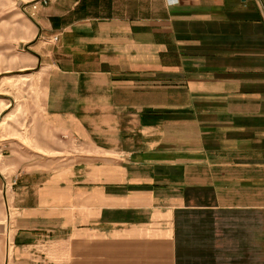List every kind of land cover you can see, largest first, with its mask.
<instances>
[{
  "label": "crops",
  "instance_id": "1",
  "mask_svg": "<svg viewBox=\"0 0 264 264\" xmlns=\"http://www.w3.org/2000/svg\"><path fill=\"white\" fill-rule=\"evenodd\" d=\"M30 13L46 118L86 154L20 178L18 251L54 237L68 264H264V0Z\"/></svg>",
  "mask_w": 264,
  "mask_h": 264
},
{
  "label": "rangeland",
  "instance_id": "2",
  "mask_svg": "<svg viewBox=\"0 0 264 264\" xmlns=\"http://www.w3.org/2000/svg\"><path fill=\"white\" fill-rule=\"evenodd\" d=\"M36 1L0 0V264H68L67 247L54 237L30 253L18 251L11 201L26 172L53 171L72 155L86 154L46 118L50 69L30 13Z\"/></svg>",
  "mask_w": 264,
  "mask_h": 264
},
{
  "label": "built area",
  "instance_id": "3",
  "mask_svg": "<svg viewBox=\"0 0 264 264\" xmlns=\"http://www.w3.org/2000/svg\"><path fill=\"white\" fill-rule=\"evenodd\" d=\"M168 1V3H170V0H167ZM177 2H175L174 4H176ZM39 4H42L43 6H46V5H48V0H39V1H36L34 4H33V10L34 11H36V10H38V5ZM55 40H57L56 38H55Z\"/></svg>",
  "mask_w": 264,
  "mask_h": 264
}]
</instances>
